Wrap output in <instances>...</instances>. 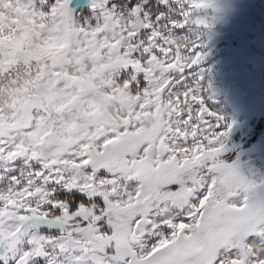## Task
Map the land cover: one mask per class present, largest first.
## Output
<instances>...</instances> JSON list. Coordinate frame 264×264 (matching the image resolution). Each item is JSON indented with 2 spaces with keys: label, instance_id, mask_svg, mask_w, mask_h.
<instances>
[{
  "label": "snow or ice",
  "instance_id": "6c2138e0",
  "mask_svg": "<svg viewBox=\"0 0 264 264\" xmlns=\"http://www.w3.org/2000/svg\"><path fill=\"white\" fill-rule=\"evenodd\" d=\"M159 4L0 0V264H264V178L172 35L209 5Z\"/></svg>",
  "mask_w": 264,
  "mask_h": 264
},
{
  "label": "rangeland",
  "instance_id": "374dc122",
  "mask_svg": "<svg viewBox=\"0 0 264 264\" xmlns=\"http://www.w3.org/2000/svg\"><path fill=\"white\" fill-rule=\"evenodd\" d=\"M77 3V4H76ZM91 0H71L77 15H87ZM174 37L206 45L203 60L187 71L186 83H199L209 104L226 122L235 121L220 159L238 163L250 178H264V0H208ZM162 23L179 20L180 7L151 0ZM197 21H204L203 24ZM47 232V228L42 229ZM54 231V230H53Z\"/></svg>",
  "mask_w": 264,
  "mask_h": 264
},
{
  "label": "bare ground",
  "instance_id": "6f19581e",
  "mask_svg": "<svg viewBox=\"0 0 264 264\" xmlns=\"http://www.w3.org/2000/svg\"><path fill=\"white\" fill-rule=\"evenodd\" d=\"M205 94L207 95V98H210V97H209V92L206 91Z\"/></svg>",
  "mask_w": 264,
  "mask_h": 264
},
{
  "label": "clouds",
  "instance_id": "9594fccd",
  "mask_svg": "<svg viewBox=\"0 0 264 264\" xmlns=\"http://www.w3.org/2000/svg\"><path fill=\"white\" fill-rule=\"evenodd\" d=\"M204 3L208 4V0H203ZM209 5V4H208ZM210 6V5H209Z\"/></svg>",
  "mask_w": 264,
  "mask_h": 264
},
{
  "label": "water",
  "instance_id": "95a60500",
  "mask_svg": "<svg viewBox=\"0 0 264 264\" xmlns=\"http://www.w3.org/2000/svg\"><path fill=\"white\" fill-rule=\"evenodd\" d=\"M77 4V3H76ZM76 4L72 7L73 8V10H74V8H75V6H76Z\"/></svg>",
  "mask_w": 264,
  "mask_h": 264
}]
</instances>
